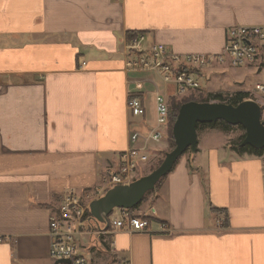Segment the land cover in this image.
<instances>
[{
	"label": "crops",
	"instance_id": "1",
	"mask_svg": "<svg viewBox=\"0 0 264 264\" xmlns=\"http://www.w3.org/2000/svg\"><path fill=\"white\" fill-rule=\"evenodd\" d=\"M238 26L264 27V0H0V264H56L50 218L63 197L94 191L130 133L154 127L170 86L126 68L132 37L145 34L144 50L217 55ZM212 138L151 195L148 232L84 226L89 264H264V156Z\"/></svg>",
	"mask_w": 264,
	"mask_h": 264
},
{
	"label": "built area",
	"instance_id": "2",
	"mask_svg": "<svg viewBox=\"0 0 264 264\" xmlns=\"http://www.w3.org/2000/svg\"><path fill=\"white\" fill-rule=\"evenodd\" d=\"M145 34L132 37L127 49L133 54L126 61V68L133 72H152L160 75L166 84L175 83L177 95L185 96L189 91L200 88L199 74L215 65L233 68L264 65V27H233L228 32L226 44L217 55H176L170 54L166 47L153 44L143 49ZM130 54V55H131ZM253 90L264 94V86L256 84ZM251 100V99H249ZM262 108L264 120V100L256 101ZM157 118L154 127L147 133H130V147L118 155L115 168H109L101 178V185L92 192L78 194L69 191L62 199L59 209L50 218L49 236L51 240L49 256L56 261H69L61 264H89L78 247L77 237L84 235V226L93 220L88 217L89 205L115 186L130 185L141 168L148 162L151 144L161 143L167 134L170 107L165 96L157 92L155 97ZM129 113L135 117L145 115V107L139 97H129ZM122 218L108 220L112 232L125 230L130 233H145L150 230L147 215H131L128 210L121 211ZM94 221V220H93ZM102 225L99 226L101 229ZM163 232H168L162 226ZM102 234V229L99 230ZM3 238L0 237V243Z\"/></svg>",
	"mask_w": 264,
	"mask_h": 264
},
{
	"label": "water",
	"instance_id": "3",
	"mask_svg": "<svg viewBox=\"0 0 264 264\" xmlns=\"http://www.w3.org/2000/svg\"><path fill=\"white\" fill-rule=\"evenodd\" d=\"M219 121L244 128L245 138L241 146H250L256 150L264 149V120L258 102L247 100L237 106L217 102L185 103L180 107L172 128L173 149L165 154L162 163L150 174L133 181L130 185L115 186L99 199L92 201L89 211L95 223L108 227L109 217L115 209H136L147 194L154 191L159 182L171 173L187 151L197 152V126L215 124ZM68 262L57 261L56 264Z\"/></svg>",
	"mask_w": 264,
	"mask_h": 264
},
{
	"label": "rangeland",
	"instance_id": "4",
	"mask_svg": "<svg viewBox=\"0 0 264 264\" xmlns=\"http://www.w3.org/2000/svg\"><path fill=\"white\" fill-rule=\"evenodd\" d=\"M253 69H259L258 71H261L262 69H264V65L241 68H233L227 65H215L201 73V76L198 78L200 88L195 91H189L185 96L192 97L195 101L202 103V100L209 99V96L211 94H216L218 92L223 93L225 96L232 95L237 92H248L250 94L251 100L263 101L264 94L253 90V88L256 84H261L264 86V70L262 71V74L259 75L255 73V71L252 72ZM167 85L170 86L169 90H167L168 97L166 98L169 107H171L174 101L181 102L184 99H187L184 96L177 95V86L175 83H170ZM207 131H210V129L202 128L197 132L200 147H202L203 133ZM243 133L244 132L240 129H234L233 131L226 133L219 129H215L213 130L214 139L212 138L208 140L207 143L209 144V146L216 148H221L223 145H229L231 147L233 143L235 144L239 141V138ZM223 138H225V140L227 138L228 141L225 143V140ZM172 149V144L168 142V146L165 152H163V150H159V148L157 150H149L148 162L135 176L134 181L150 174L151 170L157 166V163L159 161H162L165 157V154L167 152H170ZM196 153H193L191 150H189L186 152V155H194ZM160 185L161 184H158L157 188L154 191L150 192V196L147 195L144 201L134 210L133 214L135 216H140L142 213L145 214V211H147L151 206L150 201H152V196L156 191H158V187ZM121 211V209H115L110 215V219L122 218Z\"/></svg>",
	"mask_w": 264,
	"mask_h": 264
},
{
	"label": "trees",
	"instance_id": "5",
	"mask_svg": "<svg viewBox=\"0 0 264 264\" xmlns=\"http://www.w3.org/2000/svg\"><path fill=\"white\" fill-rule=\"evenodd\" d=\"M130 38H131V36H130ZM197 74H199V77L201 76V73H197ZM132 97H137V96H132ZM184 97L187 98V99H184L181 102L174 101L172 103L171 107H170L169 124H168L167 134H166L165 139L167 140V142H169L170 144H172V147H174V139H173V135H172V128H173L174 122L176 121V118H177L179 109H180V107L183 104L188 103V102H191V101H195L192 97H188V96H184ZM249 99H251V98H250V94L248 92H237L235 94L227 95V96H225L221 92H218L216 94H211L209 96V99L202 100L201 102H215V101H217V103L232 104L234 106H237V105L241 104L242 102L247 101ZM202 128L203 129H210V130L219 129V130H221V131H223L225 133L226 132L233 131L234 129H240L244 133L239 138V141L237 143H235V144L233 143L232 144V146H231L232 150L235 151L238 154H249V155H253V156H257V157H263L264 156V149H262V150H256V149L251 148L250 146H241V144H242V142H243V140L245 138V130L241 126L234 127V126H231V125L226 124L225 122L219 121V122H217L215 124H200V125L197 126V131L199 129H202ZM162 161H159L157 163V166L154 169H156L162 163ZM154 169H152L151 172ZM165 178H163L159 182V184H161ZM156 188H157V186H156ZM147 195L150 196V193H148ZM134 210L135 209L128 210V212L131 215H134L133 214ZM87 216L88 217H91L90 211H88V215ZM146 220L149 223L151 222V218L150 217H146Z\"/></svg>",
	"mask_w": 264,
	"mask_h": 264
}]
</instances>
